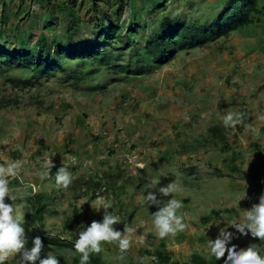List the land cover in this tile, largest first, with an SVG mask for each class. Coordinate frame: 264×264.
Wrapping results in <instances>:
<instances>
[{
	"label": "rangeland",
	"instance_id": "1",
	"mask_svg": "<svg viewBox=\"0 0 264 264\" xmlns=\"http://www.w3.org/2000/svg\"><path fill=\"white\" fill-rule=\"evenodd\" d=\"M65 2L76 7L75 15L63 9ZM227 2L0 0V45L8 36L10 47L29 39L33 45L45 35L80 48L97 40V15L103 20L109 15L123 36L122 43L106 49L110 65L133 71L141 67L136 51L166 18L210 24ZM31 77L0 72V164L23 161L9 187L28 248L37 236L55 239L62 247L43 243L42 258L52 252L59 264H80L74 248L79 230L103 220V209L92 208L98 194L121 218L115 227L133 229L123 259L118 246L105 244L100 254H92L99 264H156L159 257H169L168 264H198L213 258L207 241L226 227L239 248L261 243L228 223L264 194V17L228 37L181 51L168 64L148 63L142 75L103 67L77 81V71L68 66L64 74L33 86L18 83ZM229 112L241 123L225 127ZM48 161L54 167L47 168ZM64 166L72 174L68 189L55 183ZM171 182L188 228L160 239L152 224L158 209L143 197L156 192L166 202L172 197L157 189ZM37 197L45 206L41 216L35 214Z\"/></svg>",
	"mask_w": 264,
	"mask_h": 264
},
{
	"label": "clouds",
	"instance_id": "2",
	"mask_svg": "<svg viewBox=\"0 0 264 264\" xmlns=\"http://www.w3.org/2000/svg\"><path fill=\"white\" fill-rule=\"evenodd\" d=\"M239 123L241 120L234 118L231 112L224 117L225 127H235ZM22 164L23 161L20 160L10 161L6 165L0 164V264H7L10 259L17 257L16 264H59V260L52 252L42 258L44 246L40 237L34 238L31 248L27 247V235L15 203L17 197L9 187V178L18 175ZM45 166L54 167L52 161H48ZM137 166L141 169L144 167L143 164ZM55 183L57 188L63 189H68L72 184V174L65 166L56 173ZM153 183L158 182L153 180ZM176 190L175 182L157 189L160 196L172 197L166 202L160 200L156 192H149L143 197L144 202L158 209L152 214V224L160 239L174 237L188 228L184 216L178 214L183 204L174 197ZM6 199L11 200L12 203H6ZM111 207L107 198L99 194L92 202L93 209L97 211L103 209V220H94L90 226L79 230L74 248L80 254V264H89L90 256L100 254L105 244L118 246L121 259L131 248L129 233L133 232V229L125 224L123 231L118 230L115 225L121 223V218L109 211ZM242 213L238 220L228 223V227L234 228L245 237L250 234L254 240L258 239L261 243H252L246 248H239L232 243L235 234L228 231L227 227L222 228L215 240L207 241L208 251L213 258L202 261L207 263L216 261L219 264L218 261L223 259L224 264H264V194L260 195L257 203ZM140 239L142 242L143 237Z\"/></svg>",
	"mask_w": 264,
	"mask_h": 264
},
{
	"label": "trees",
	"instance_id": "3",
	"mask_svg": "<svg viewBox=\"0 0 264 264\" xmlns=\"http://www.w3.org/2000/svg\"><path fill=\"white\" fill-rule=\"evenodd\" d=\"M63 9L70 15H75L77 11L75 6L66 2L63 4ZM261 17H264V0H228L216 21L210 24H188L185 21L166 18L159 32L136 51V56L139 57L137 62L141 67L131 71L130 66L110 65V55L106 51L107 48L122 43V27L113 23L109 15L104 20L97 15L99 22L95 36L97 40L83 44L80 48L71 42L50 39L45 35H41L33 45L30 44L29 39L19 41L18 45L10 47L8 36L4 45H0V72L21 71L32 75L30 79H19L18 83L23 86H33V82L38 83L42 79L49 80L58 74H64L68 66L77 71V81L95 75L103 67L120 74L142 75L148 63L155 67L168 64L179 52L228 37L241 28L253 25ZM49 21L51 24V20ZM4 24L9 27L7 20ZM129 48H131L130 43L126 46V49ZM42 201L41 197H37L36 216H41L45 210V206L41 205ZM40 239L44 244L62 247L61 242L55 239L45 237ZM90 259L92 264H99L98 258L93 255ZM169 262V257L161 259L159 257L156 264ZM212 262L214 263L201 261L199 264H217L216 261Z\"/></svg>",
	"mask_w": 264,
	"mask_h": 264
}]
</instances>
